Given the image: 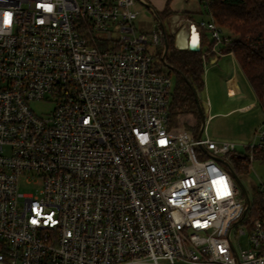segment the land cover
Listing matches in <instances>:
<instances>
[{"label": "built area", "instance_id": "obj_1", "mask_svg": "<svg viewBox=\"0 0 264 264\" xmlns=\"http://www.w3.org/2000/svg\"><path fill=\"white\" fill-rule=\"evenodd\" d=\"M138 3L0 0V264H264V184L249 227L238 146L174 125L165 26L153 54ZM175 23L212 34L204 62L230 43L212 18Z\"/></svg>", "mask_w": 264, "mask_h": 264}, {"label": "rangeland", "instance_id": "obj_2", "mask_svg": "<svg viewBox=\"0 0 264 264\" xmlns=\"http://www.w3.org/2000/svg\"><path fill=\"white\" fill-rule=\"evenodd\" d=\"M151 1L152 3L150 5L153 9L156 12L159 11L156 2L154 4V0ZM162 1L166 3V1ZM182 4H184L182 11L191 14L196 23L209 20V17L204 14L203 6L199 0H184V2L182 0H178V2L174 0L172 2L173 7L177 6L181 8ZM137 9L140 11V16L134 22L135 29L137 32L148 36L150 40V45L148 46L149 51L153 54H156V52L159 54V47L154 45L155 26L158 24V20L155 14L142 4L138 3ZM179 12L182 13L181 11ZM174 19H176V17L172 15L162 22L169 34H171L169 23L171 24L174 22ZM182 32H184V30L176 37V47L179 40L181 43L180 34ZM222 32L227 38H233V34L227 30L222 29ZM201 35V45L203 43V51L207 53L210 45L213 44V37L212 34L206 30H202ZM221 49H219L220 52H222ZM216 58L218 60L215 61L214 64L211 63V60H216ZM207 61L208 62H204L205 87L202 92L198 93L199 100L203 107L209 103L208 110H205L204 135H207L211 140L217 143L230 142L237 144L238 149L236 154L239 156L235 158L228 156V162L235 169L237 177L247 190L251 202L255 203V200L260 197L258 195V188L260 184H264V157L256 154L255 160L250 162L246 148L254 142L257 143L255 135L260 130L264 131V107L257 101L250 84L242 74L238 62L232 55L223 54V56L218 57L217 54H213ZM162 69L171 76L173 80V90H175L177 81L176 75L166 66H163ZM229 79H231L230 86L235 87L236 84L237 94H243L241 97L232 95L228 90L227 84ZM251 103L255 104L254 107L244 111L240 110ZM32 108L39 115H45L47 112L51 111V106L46 103H34ZM173 123L179 128L188 125L194 127L197 124V117L192 114H183L174 118ZM188 130L195 135L197 134L196 131L191 129ZM237 158H241L240 163ZM239 164H243V166L247 168L242 170L239 168ZM35 190L34 187L21 186L22 193H33ZM249 219V215L247 214L245 221ZM245 241L246 238L241 239L242 246L245 245Z\"/></svg>", "mask_w": 264, "mask_h": 264}, {"label": "trees", "instance_id": "obj_3", "mask_svg": "<svg viewBox=\"0 0 264 264\" xmlns=\"http://www.w3.org/2000/svg\"><path fill=\"white\" fill-rule=\"evenodd\" d=\"M203 6V12L209 18L216 21L221 29H225L233 38L230 43L220 47L222 54L233 53L240 70L250 84L257 101L264 107V0H199ZM174 15L169 3L165 10L158 13L163 22ZM176 36L171 35L165 29L164 43L168 44L166 55V67L177 77L174 90L170 117L174 118L183 114H192L197 117L196 126H185L199 132L202 126V118L195 100L193 88L197 94L205 87L203 43L199 52L189 49L182 50L176 47ZM213 44L210 45V49ZM207 51V52H208ZM214 58V56H213ZM175 124V123H174ZM232 157L237 154L229 155ZM263 156L264 153L258 154ZM239 159V160H238ZM241 158H237L240 163ZM244 170L247 167L239 164ZM248 224L261 217L262 203L260 197L251 204L248 212Z\"/></svg>", "mask_w": 264, "mask_h": 264}, {"label": "water", "instance_id": "obj_4", "mask_svg": "<svg viewBox=\"0 0 264 264\" xmlns=\"http://www.w3.org/2000/svg\"><path fill=\"white\" fill-rule=\"evenodd\" d=\"M145 7H147L148 9H150L156 16L157 20L159 22H161L160 18L158 17V12H156L153 7L148 4V3H145ZM163 26V25H162ZM164 27V26H163ZM168 44L167 42L165 43V52H164V59L166 58V55H167V52H168ZM189 50L193 51V52H199L201 50V45L200 44H190L189 45ZM193 92H194V96H195V100H196V103L198 105V108H199V111H200V114H201V118H202V126H201V130L199 132V135L198 137L201 136V134L203 133V130L205 128V110H208V106L207 104L204 105V107L201 105V102L199 100V97H198V94L196 92V90L193 88ZM218 161L222 162V160L218 159ZM233 176L237 182V184L239 185L243 195H244V198H245V201H246V210H245V213H244V216L245 214L247 213L249 207H250V198H249V195H248V192L247 190L245 189V187L243 186V184L241 183V181L239 180V178L237 177L236 174L233 173Z\"/></svg>", "mask_w": 264, "mask_h": 264}, {"label": "crops", "instance_id": "obj_5", "mask_svg": "<svg viewBox=\"0 0 264 264\" xmlns=\"http://www.w3.org/2000/svg\"><path fill=\"white\" fill-rule=\"evenodd\" d=\"M148 4H151L152 3V1L150 0H145ZM164 1H166V3L164 2L163 3V1L162 0H154V4H155V2H156V4H157V6L159 7V11H157L158 13H161V12H163L164 10H165V8L167 7V4L169 3V7H170V9H171V11H173L174 12V17H176V19H174V22H173V24L175 23V21H178L179 19H187V18H189V19H191V20H193L194 21V17L193 16H191V14H188V12H185V11H182L183 10V8H184V4H182V7L181 8H179V7H173L172 6V2L174 1V0H164ZM176 2H178V0H175ZM183 2H184V0H182ZM186 1V0H185ZM188 1V0H187ZM171 6H172V8H171ZM185 10V9H184ZM179 11H181L182 13H180ZM183 12H185V13H183ZM195 22V21H194ZM177 28V23H175L174 25H171L170 26V32H173L174 30H178V29H176ZM184 30V32L180 35L181 36V43H180V45L183 47V46H186V44H187V42H186V35H185V32H186V34H187V31H188V28L187 27H184L183 29H182V31ZM183 36V37H182ZM185 36V37H184ZM229 55H231V54H229ZM234 57V56H233ZM214 62H215V60H211V63H213L214 64ZM238 82L240 83V81L238 80ZM243 95V94H242ZM241 97V96H240ZM254 103H251L250 105H248V106H245V107H243V108H241L240 110H242V111H244L245 109H250V108H252V107H254Z\"/></svg>", "mask_w": 264, "mask_h": 264}, {"label": "bare ground", "instance_id": "obj_6", "mask_svg": "<svg viewBox=\"0 0 264 264\" xmlns=\"http://www.w3.org/2000/svg\"><path fill=\"white\" fill-rule=\"evenodd\" d=\"M183 33V32H182ZM181 33V34H182ZM180 34V35H181ZM185 35H186V42H187V44H186V46H181V45H179V43H180V40H179V42L177 43V47L179 48V49H182V50H186L188 47H189V45L192 43V44H195V45H197V44H201V41H200V35H199V33L197 32V30H195L194 29V32H193V34H192V39L190 40V39H188L187 38V34H186V32H185ZM183 37V36H182ZM185 37V36H184ZM229 82H228V84H227V82H226V84H227V87H228V90L231 92V94L232 95H234V96H238V97H240V96H242V95H239V94H237V86H236V84H235V87H233V86H230V84H231V79H229L228 80Z\"/></svg>", "mask_w": 264, "mask_h": 264}, {"label": "snow or ice", "instance_id": "obj_7", "mask_svg": "<svg viewBox=\"0 0 264 264\" xmlns=\"http://www.w3.org/2000/svg\"><path fill=\"white\" fill-rule=\"evenodd\" d=\"M46 10L51 11V7L48 6V7L46 8ZM10 21H11V17L4 18V23H5V24H9ZM37 215H39V212H37ZM49 219H50V217H49ZM32 222H33V223H36L35 220H33Z\"/></svg>", "mask_w": 264, "mask_h": 264}, {"label": "clouds", "instance_id": "obj_8", "mask_svg": "<svg viewBox=\"0 0 264 264\" xmlns=\"http://www.w3.org/2000/svg\"><path fill=\"white\" fill-rule=\"evenodd\" d=\"M11 17V13H5L4 18Z\"/></svg>", "mask_w": 264, "mask_h": 264}]
</instances>
